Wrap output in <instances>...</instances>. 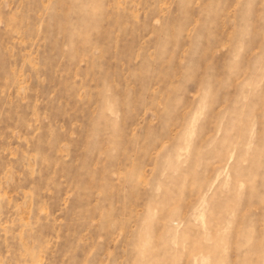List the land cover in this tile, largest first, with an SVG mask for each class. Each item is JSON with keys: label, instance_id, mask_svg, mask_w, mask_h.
<instances>
[{"label": "rangeland", "instance_id": "374dc122", "mask_svg": "<svg viewBox=\"0 0 264 264\" xmlns=\"http://www.w3.org/2000/svg\"><path fill=\"white\" fill-rule=\"evenodd\" d=\"M0 264H264V0H0Z\"/></svg>", "mask_w": 264, "mask_h": 264}]
</instances>
